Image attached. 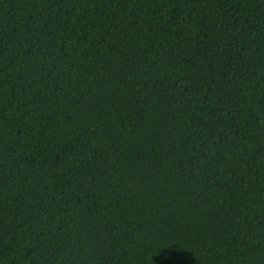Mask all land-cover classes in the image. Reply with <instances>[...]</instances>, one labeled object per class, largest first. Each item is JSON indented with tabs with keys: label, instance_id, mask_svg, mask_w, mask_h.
<instances>
[{
	"label": "trees",
	"instance_id": "obj_1",
	"mask_svg": "<svg viewBox=\"0 0 264 264\" xmlns=\"http://www.w3.org/2000/svg\"><path fill=\"white\" fill-rule=\"evenodd\" d=\"M0 264H264V0H0Z\"/></svg>",
	"mask_w": 264,
	"mask_h": 264
}]
</instances>
